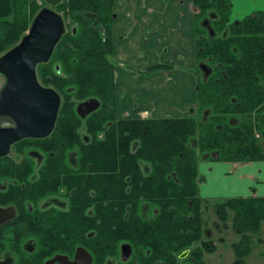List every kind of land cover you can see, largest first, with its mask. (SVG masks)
<instances>
[{
	"label": "trees",
	"instance_id": "1",
	"mask_svg": "<svg viewBox=\"0 0 264 264\" xmlns=\"http://www.w3.org/2000/svg\"><path fill=\"white\" fill-rule=\"evenodd\" d=\"M43 5L48 6L46 0H0V55L19 42ZM52 9L62 15L65 31L49 61L37 65L36 74L43 86L53 88L61 98L53 152L66 153L74 146L76 152L96 155L99 160L92 163L102 161L107 168H113V160L103 155L112 159L114 154H135L150 169L165 168L174 191L183 188L179 193L185 196L184 211L192 216L193 204H200L199 222L203 199L198 196L197 167L202 154L214 161L264 160V12L230 22L228 0H191L195 60L211 69L203 80L195 67V114L117 119L112 0H59ZM171 67L156 64L148 72ZM88 98L100 100V106L84 121L89 136L85 141L80 133L71 134L82 120L76 117L74 104ZM65 116L73 123L69 130L61 126L68 121ZM72 139H78L73 146ZM42 143L37 146L44 148ZM79 145L85 151L77 149ZM46 150L52 151L49 146ZM214 209L217 219L229 220L238 235L231 244L233 264H242L250 253L252 236L264 225V197L227 198L217 201Z\"/></svg>",
	"mask_w": 264,
	"mask_h": 264
},
{
	"label": "flooded vegetation",
	"instance_id": "2",
	"mask_svg": "<svg viewBox=\"0 0 264 264\" xmlns=\"http://www.w3.org/2000/svg\"><path fill=\"white\" fill-rule=\"evenodd\" d=\"M152 66L140 72L147 75ZM76 105L73 111L82 120L71 135L80 133L88 141L81 131L88 115L78 116ZM192 105L183 114H195ZM45 138L16 141L0 155V264H216L204 260V253L214 252L223 241V228L234 232L230 221L213 223L216 241L206 229L202 239L203 205L200 222L199 203L193 204L192 216L185 212V196L179 193L183 188L174 191L167 169H150L135 154H114L112 159L103 155L113 160V169L102 161L94 165L92 160L99 157L76 149L45 153L33 147ZM77 142L72 139L70 145ZM25 145L30 146L23 152ZM199 185L200 180L198 196L203 203L214 201L210 204L217 218V201L201 197Z\"/></svg>",
	"mask_w": 264,
	"mask_h": 264
},
{
	"label": "crops",
	"instance_id": "3",
	"mask_svg": "<svg viewBox=\"0 0 264 264\" xmlns=\"http://www.w3.org/2000/svg\"><path fill=\"white\" fill-rule=\"evenodd\" d=\"M228 1L230 22L264 12V0ZM190 6L191 0H112L114 104L118 118L178 117L187 105L195 103V36ZM156 64L172 67L147 75L140 72ZM209 169H214V177L212 173L202 175L201 197H264V160L214 161ZM217 185L223 187L217 189ZM227 187L226 195L220 193ZM253 244L244 263L264 264V259L259 263L261 251Z\"/></svg>",
	"mask_w": 264,
	"mask_h": 264
},
{
	"label": "water",
	"instance_id": "4",
	"mask_svg": "<svg viewBox=\"0 0 264 264\" xmlns=\"http://www.w3.org/2000/svg\"><path fill=\"white\" fill-rule=\"evenodd\" d=\"M46 1L51 4L59 0ZM64 31L62 16L44 6L32 18L19 42L0 55V76L3 78L0 87V155L8 153L16 141L41 139L52 133L61 98L56 90L38 81L36 67L49 61ZM198 67L205 80L211 72L210 67L205 63H199ZM99 106L98 99L88 98L77 103L76 113L85 118ZM4 123L10 126L3 127Z\"/></svg>",
	"mask_w": 264,
	"mask_h": 264
},
{
	"label": "rangeland",
	"instance_id": "5",
	"mask_svg": "<svg viewBox=\"0 0 264 264\" xmlns=\"http://www.w3.org/2000/svg\"><path fill=\"white\" fill-rule=\"evenodd\" d=\"M44 6H47V5H43ZM42 8V7H41ZM60 14V13H59ZM198 66V65H197ZM3 84V78L0 76V87L1 85ZM77 104V103H76ZM74 104V106L76 105ZM197 105V100L195 101V103H193L192 106H196ZM191 105V104H190ZM201 112H199L198 115H200ZM65 119L68 120V118L65 116ZM64 119V120H65ZM64 122V121H63ZM83 125H82V128H81V131L87 136H88V133L86 131V126H85V123L82 122ZM63 124V125H62ZM61 126H62V129H67L69 130L70 129V126L73 125L72 121L69 119L66 123H62ZM80 131V132H81ZM255 134H258V133H255ZM256 137V136H255ZM56 139L55 137V134H51L49 137H48V142H49V145H44V148L42 147H38L37 145H34L33 144V147L37 148L38 150H40L41 152H45V153H50V152H46L47 150V147H51L52 149V139ZM81 139H83L81 136H80ZM256 138H259V134H258V137ZM89 139V138H88ZM84 140V139H83ZM48 144V143H47ZM30 145H25L22 149H23V152L25 151V149H27ZM21 149V150H22ZM74 150L75 147L73 146L72 148L70 147L69 150ZM13 152V151H12ZM14 152H17L16 150ZM51 153H54L53 150L51 151ZM214 162V160L212 158H209L206 156V154H202L199 159H198V181L200 180V184H201V178H202V175H205L208 174V173H212V176L211 177H214V169L213 170H210L209 169V166ZM215 179V178H214ZM200 186V185H199ZM217 189L223 187L222 185H217L215 186ZM227 188H223L222 190H220V193L226 195L227 193L225 192H228ZM227 198H215L216 201H223ZM213 202L214 201H209V202H204L202 203L203 205V208H202V211H201V214H202V221L200 223V231H201V236L203 237L202 239H205V236L203 235V231L206 229V230H210V232L212 233L213 235V223L217 220L214 212H213V209H212V205H213ZM212 205H211V204ZM224 232L223 234L221 235L222 238H223V241L221 242H218V244L216 245V249L214 252H210V253H204L205 250L202 248V255L204 253V260H208L210 259L209 261L216 264H231L234 262L235 260V256L233 255V251H232V245L230 246V243L232 244L233 241H236L239 239V237L228 227V228H223ZM264 225L262 226V230H260L259 232H257L256 234H254L252 236V244L254 243L255 244V247H257V249H260L261 251V254L259 255V258H260V261L259 263H262L263 259H264V246H260L261 243L264 242ZM211 240L213 241H216V237H211ZM252 244H251V248H252ZM253 244V246H254ZM251 251V250H250ZM248 255L244 258V262H245V259L248 260ZM246 264V263H244ZM249 264V263H247Z\"/></svg>",
	"mask_w": 264,
	"mask_h": 264
},
{
	"label": "built area",
	"instance_id": "6",
	"mask_svg": "<svg viewBox=\"0 0 264 264\" xmlns=\"http://www.w3.org/2000/svg\"><path fill=\"white\" fill-rule=\"evenodd\" d=\"M256 137H258V134H256Z\"/></svg>",
	"mask_w": 264,
	"mask_h": 264
}]
</instances>
